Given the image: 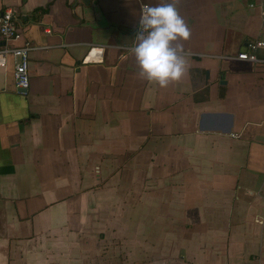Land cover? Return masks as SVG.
Returning <instances> with one entry per match:
<instances>
[{"label": "crops", "instance_id": "1", "mask_svg": "<svg viewBox=\"0 0 264 264\" xmlns=\"http://www.w3.org/2000/svg\"><path fill=\"white\" fill-rule=\"evenodd\" d=\"M0 0V264H264V0H182L187 72L137 78L144 3ZM103 60L83 63L90 48ZM264 58V48L257 52Z\"/></svg>", "mask_w": 264, "mask_h": 264}, {"label": "clouds", "instance_id": "2", "mask_svg": "<svg viewBox=\"0 0 264 264\" xmlns=\"http://www.w3.org/2000/svg\"><path fill=\"white\" fill-rule=\"evenodd\" d=\"M182 0H168L141 9L139 31L129 49L138 66L137 78L167 88L187 72L184 43L191 31L180 15Z\"/></svg>", "mask_w": 264, "mask_h": 264}, {"label": "built area", "instance_id": "3", "mask_svg": "<svg viewBox=\"0 0 264 264\" xmlns=\"http://www.w3.org/2000/svg\"><path fill=\"white\" fill-rule=\"evenodd\" d=\"M146 4L148 3H144L143 6ZM138 31L139 27L137 32ZM0 34L6 42H19L22 40L23 32L19 26V20L14 9L7 8L0 13ZM133 46H126L125 48L129 51V49ZM31 48L32 47L29 41H25L22 45H6L0 47V67L6 66L10 56H13L14 58V78L16 86L19 90H28L30 87L29 65ZM260 48H264V40H252L248 42L247 50L238 54V58L256 63H264V58H260L257 54ZM102 54L103 48L93 46L83 59V63L102 61ZM26 92L27 91L24 93Z\"/></svg>", "mask_w": 264, "mask_h": 264}, {"label": "water", "instance_id": "4", "mask_svg": "<svg viewBox=\"0 0 264 264\" xmlns=\"http://www.w3.org/2000/svg\"><path fill=\"white\" fill-rule=\"evenodd\" d=\"M84 2H85L86 4H89V3L91 2V0H84ZM19 91H20V92H25V91H27V90H26V89H23V90H19ZM256 139L261 140V141H264V136H257Z\"/></svg>", "mask_w": 264, "mask_h": 264}]
</instances>
